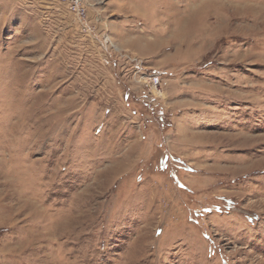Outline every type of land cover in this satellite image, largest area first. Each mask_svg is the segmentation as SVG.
<instances>
[{
	"label": "rangeland",
	"instance_id": "obj_1",
	"mask_svg": "<svg viewBox=\"0 0 264 264\" xmlns=\"http://www.w3.org/2000/svg\"><path fill=\"white\" fill-rule=\"evenodd\" d=\"M79 1L0 0V264H264V0Z\"/></svg>",
	"mask_w": 264,
	"mask_h": 264
},
{
	"label": "built area",
	"instance_id": "obj_2",
	"mask_svg": "<svg viewBox=\"0 0 264 264\" xmlns=\"http://www.w3.org/2000/svg\"><path fill=\"white\" fill-rule=\"evenodd\" d=\"M63 2H67L68 4L71 5V7H73L75 10H82V13L84 12L83 9H79V4H80V1L79 0H61ZM158 78H156L155 80H157ZM158 84V80L156 81L155 85ZM154 90L157 92L159 90L155 89ZM159 93V92H158Z\"/></svg>",
	"mask_w": 264,
	"mask_h": 264
}]
</instances>
